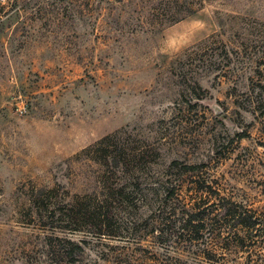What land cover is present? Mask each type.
Returning <instances> with one entry per match:
<instances>
[{
  "label": "rangeland",
  "instance_id": "rangeland-1",
  "mask_svg": "<svg viewBox=\"0 0 264 264\" xmlns=\"http://www.w3.org/2000/svg\"><path fill=\"white\" fill-rule=\"evenodd\" d=\"M189 3L0 0V264H264V0ZM119 187L108 235L42 210ZM220 197L255 229L227 235Z\"/></svg>",
  "mask_w": 264,
  "mask_h": 264
},
{
  "label": "trees",
  "instance_id": "trees-1",
  "mask_svg": "<svg viewBox=\"0 0 264 264\" xmlns=\"http://www.w3.org/2000/svg\"><path fill=\"white\" fill-rule=\"evenodd\" d=\"M175 5L170 14L171 21L179 20L183 17L192 15L195 13L196 9L193 8L189 0H174ZM263 152H264V143ZM125 165H127L125 161ZM194 166L184 165V169L191 170L194 169ZM138 180V178L136 177ZM174 185L171 183L168 186H164L165 190H170L173 192ZM207 188V187H206ZM209 189V187L207 188ZM204 190H202V194L198 196V200L204 199L208 196V190L204 195ZM125 196L124 187L112 188L111 193L103 196L101 200L96 201L97 203L93 204L91 209H87L86 207H80V205H65L67 209L62 210L61 206H55V204H50L48 200H50L49 196H45L46 198L41 197L42 210L44 215L48 219H61L63 222L77 223L76 221L82 220L85 216H90V220L92 221L94 227H96V231L98 234L108 235L110 232V228L112 227L113 216L111 211V206L113 201H122V198ZM220 204L218 205L217 212L213 214V219L223 220V226L227 230V235H234L236 237H241L242 234H247L251 232L256 227V221L254 220L253 210L243 206L241 203H236L231 200H228L224 197H220L218 199ZM207 203V202H206ZM64 205V204H63ZM196 205V204H195ZM191 205L190 210H187L183 219V231L190 235L192 239H199L200 232L204 229V221L206 216H210L213 212H206L202 206ZM67 224V225H68ZM241 235V236H240ZM244 236V235H243ZM71 248L68 253L72 254L74 249H80V246L76 243L69 242Z\"/></svg>",
  "mask_w": 264,
  "mask_h": 264
}]
</instances>
